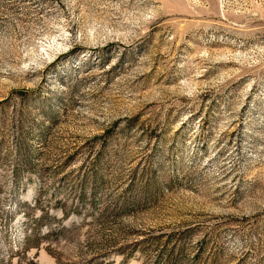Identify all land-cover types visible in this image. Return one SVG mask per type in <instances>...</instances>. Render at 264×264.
Here are the masks:
<instances>
[{
  "label": "rangeland",
  "instance_id": "rangeland-1",
  "mask_svg": "<svg viewBox=\"0 0 264 264\" xmlns=\"http://www.w3.org/2000/svg\"><path fill=\"white\" fill-rule=\"evenodd\" d=\"M0 264H264V0H0Z\"/></svg>",
  "mask_w": 264,
  "mask_h": 264
}]
</instances>
